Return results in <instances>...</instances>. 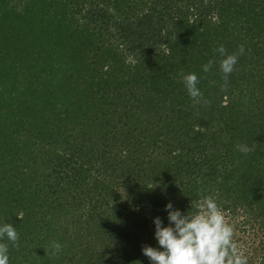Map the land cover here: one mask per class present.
Here are the masks:
<instances>
[{
	"label": "trees",
	"instance_id": "1",
	"mask_svg": "<svg viewBox=\"0 0 264 264\" xmlns=\"http://www.w3.org/2000/svg\"><path fill=\"white\" fill-rule=\"evenodd\" d=\"M209 196L264 264V0H0L10 264H151L165 205Z\"/></svg>",
	"mask_w": 264,
	"mask_h": 264
},
{
	"label": "clouds",
	"instance_id": "2",
	"mask_svg": "<svg viewBox=\"0 0 264 264\" xmlns=\"http://www.w3.org/2000/svg\"><path fill=\"white\" fill-rule=\"evenodd\" d=\"M217 51L222 57L220 70L224 74L227 86L228 76L235 70L238 61L236 54H227L223 45ZM245 51L240 47V54ZM212 62L203 65L208 72ZM184 86L194 102L203 99V92L198 87L196 73L183 76ZM242 152L252 149L240 146ZM196 212H182L169 202L165 205L169 224L164 225L161 217L154 218L155 238L159 247L145 246L142 251L151 264H247L248 258L238 247L234 239V226L227 222L225 215L213 197H205L196 205ZM19 240L17 229L12 223H0V264H10L8 241L16 246ZM62 251V245L54 242L53 255Z\"/></svg>",
	"mask_w": 264,
	"mask_h": 264
}]
</instances>
